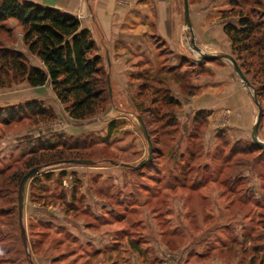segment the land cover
Segmentation results:
<instances>
[{
	"label": "rangeland",
	"instance_id": "374dc122",
	"mask_svg": "<svg viewBox=\"0 0 264 264\" xmlns=\"http://www.w3.org/2000/svg\"><path fill=\"white\" fill-rule=\"evenodd\" d=\"M219 1L221 9L233 7L224 13L230 18L226 22L236 19L240 24L248 18L254 24L264 23V0ZM204 2L188 0V7L192 10ZM198 15L200 11L194 9L192 17ZM182 30V57L155 36L145 41L150 52L123 58L127 70H118L115 57L112 71V57L100 56L97 50L105 74V102L84 120L71 119L51 87V92L32 93L42 99L25 92L24 104L0 108V123L5 117L1 112L10 107L15 114L21 106L25 117L8 126L0 124V141L7 142L0 152V264H76L82 259L77 258L75 245L79 239L68 228L78 221L95 230L111 224L105 231H111L115 246L110 256L96 260L98 264H264V149L250 135L238 138L212 129L205 111L187 110L186 115V100L200 93L196 81L209 76L205 65L221 60L195 65L201 56L190 43L187 27ZM251 37L249 51L239 55L237 64L251 86L246 91L253 105L252 125L258 112L253 94L262 109L258 138L264 141V25ZM260 37L263 43L258 47L254 43ZM226 39L230 55L237 58V48ZM0 45L21 53L29 66L39 64L13 21L0 29ZM141 76L146 78L143 89V81L137 80ZM14 77L4 70L0 90L10 95L21 91L26 83ZM234 77L242 85L235 72ZM31 102L49 111L51 119L23 112ZM137 116L144 122L153 153L148 163L133 170L116 164L136 166L147 155L134 120ZM48 144L56 150L31 156ZM60 144L66 150L59 155L61 148L56 145ZM72 160L94 165L70 164ZM28 165L38 168V173L21 184L31 170ZM20 198L26 246L18 216ZM88 202L95 208L107 204L112 215L103 219L109 221L87 216Z\"/></svg>",
	"mask_w": 264,
	"mask_h": 264
},
{
	"label": "crops",
	"instance_id": "0c3cea01",
	"mask_svg": "<svg viewBox=\"0 0 264 264\" xmlns=\"http://www.w3.org/2000/svg\"><path fill=\"white\" fill-rule=\"evenodd\" d=\"M19 1L52 8L77 18L81 28L90 32L97 47L98 55L112 57V71L114 72L116 69L115 57L118 59V70L121 67L127 70L129 64L127 61L124 62L123 58L127 55L137 56L141 53H146V51L150 52L149 44L145 41L155 36L158 40L164 41L174 54L180 57L184 54H182L184 48L179 43L184 27L183 0ZM220 4L219 0H205L199 7H192V10L189 7V19L192 24L194 43L199 48L203 47L202 51L200 50L201 52H209L211 56L218 53L231 56L228 48L229 44L223 32L224 25L228 23L237 28L240 25L236 19L227 20L228 22H226L225 19L230 18H226L225 14L231 11L233 7L229 4L228 9H221ZM180 8L182 9V14ZM236 8L234 7V9ZM194 9L200 11V15L197 18L192 17ZM262 13L264 12L262 11ZM34 58L43 66L37 57ZM39 64L34 63L32 66L40 69ZM231 66L226 60L205 65L209 76L201 78V81H196L200 93L186 100L185 108L187 109L184 112L188 115L189 112L187 110H194L195 112L205 111L209 115L208 118L212 129L224 131L226 134L234 137L238 136V138H244L247 135L251 137L253 105L248 98L246 89L234 77ZM121 86L124 87L126 84H121ZM50 87L49 82L36 88L25 84L22 86L21 91L16 90V93L13 92L11 95L0 90V108L7 106L9 103L22 105L25 103L23 98L25 92L28 95L32 93L39 94L41 90L46 92L49 90L51 92ZM33 96L38 99L44 97ZM178 99L179 102L185 101H181L179 97ZM5 141L6 139L0 141V152L7 148V142ZM86 199L89 200L90 198ZM102 204L103 202L98 203V205ZM88 206H90V209H88L89 215L87 216L93 214L100 218V222L105 223L104 221L108 219H103L104 216L112 215V209L107 204L104 207L95 208L93 203L90 204L88 202ZM109 224L106 223L103 226H99V230H95V228H89V225H85L84 221L82 223L78 221L75 226L72 224V227L68 228L69 232L73 234L72 236L77 238V240L79 239L75 244L79 249L77 258H82L83 260H80L84 262L83 264H98L96 260L99 261L102 256H110V250L114 248L115 244H112L111 231H105L107 230L106 228L111 226ZM80 260L76 261V264L80 263Z\"/></svg>",
	"mask_w": 264,
	"mask_h": 264
},
{
	"label": "trees",
	"instance_id": "16d2710c",
	"mask_svg": "<svg viewBox=\"0 0 264 264\" xmlns=\"http://www.w3.org/2000/svg\"><path fill=\"white\" fill-rule=\"evenodd\" d=\"M9 21L17 23L28 53L37 57L44 69L29 66L21 53L10 51L0 45V75L4 70L6 73L10 71L15 79L32 88L44 86L49 82L55 96L65 106L66 113L73 120L80 121L94 115L105 102L103 81L105 74L101 57L97 55V47L90 32L82 29L75 17L55 9L30 2L0 0V29H3ZM239 25V28L231 25L224 28L232 46L237 48L235 52L238 56L234 58L236 62H239L240 54L249 51L252 34L264 23L254 24L250 19L245 18ZM262 40L263 37H260L254 44L258 47L262 46ZM202 64L203 62L195 63L198 67ZM239 67L243 72V68L240 65ZM143 79L142 76L137 78L142 81ZM181 80L183 78L180 76L179 81ZM140 87L142 89L145 87L144 81ZM169 101L175 106L178 105L173 99ZM16 110L15 114L11 107L1 112L5 117L1 119L0 124L8 126L15 121L25 119L21 114V106ZM26 111L39 116L48 115L49 119L52 116L49 111L37 106L35 102L25 105L23 112ZM28 119L30 120V117ZM65 147V144L56 145L57 149L61 148L59 155L62 150H66ZM67 149L75 150L76 147L69 146ZM54 150H56L55 145L48 144L40 147L37 153H32L31 156L54 152ZM52 156L56 155L52 154ZM28 168L31 169V165H28ZM133 248L135 249L134 246Z\"/></svg>",
	"mask_w": 264,
	"mask_h": 264
},
{
	"label": "water",
	"instance_id": "95a60500",
	"mask_svg": "<svg viewBox=\"0 0 264 264\" xmlns=\"http://www.w3.org/2000/svg\"><path fill=\"white\" fill-rule=\"evenodd\" d=\"M183 19H184V26L187 27V29L189 30L190 32V43L192 45V47L196 50V52H198L200 54V58L197 59L196 61L198 63H201L205 60H226L228 62L231 63V65L233 66V70L235 72V74L237 75V77L240 79L243 87L245 89H247L249 92L251 90V86L249 84V81L248 79L246 78V76L244 75V73H242L240 67L238 66L237 62L234 60V58L232 56H229V55H214V56H209V55H204L194 44V39H193V36H192V29H191V22H190V19H189V7H188V0H183ZM107 85H108V88H109V79H108V76H107ZM252 101L254 103V105H256L257 107V115H256V121L252 127V130H251V140L252 142L258 146L259 148H263L264 149V141H261L259 140L258 138V129H259V125H260V122H261V119H262V115H263V112H262V109L259 105V102L255 96V94H253V98H252ZM135 122H136V125L140 131V133L142 134V137L146 143V146H147V155L146 157L140 161L136 166H129V165H126V164H121V163H117L116 165H119L121 167H129L133 170H137L139 169L141 166L145 165L146 163H148L151 158H152V153H153V148H152V143H151V140H150V137L148 135V132H147V129L144 125V122L142 121V119L140 117H135ZM70 164H75V165H94V163L92 161H88V160H72V161H68ZM38 168H33L31 169L22 179L21 181V184H24V182L32 177L33 175L37 174L38 173ZM23 186V185H22ZM18 216H19V223H20V226H21V219H22V199L20 198L19 201H18ZM21 235H22V240H23V244L24 246H26L25 244V236H24V230L21 226Z\"/></svg>",
	"mask_w": 264,
	"mask_h": 264
}]
</instances>
